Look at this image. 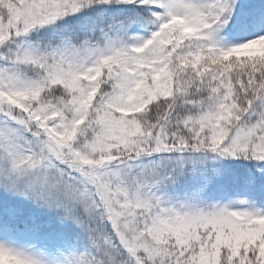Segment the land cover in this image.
<instances>
[{"label":"snow or ice","instance_id":"6c2138e0","mask_svg":"<svg viewBox=\"0 0 264 264\" xmlns=\"http://www.w3.org/2000/svg\"><path fill=\"white\" fill-rule=\"evenodd\" d=\"M0 264H264V0H0Z\"/></svg>","mask_w":264,"mask_h":264}]
</instances>
